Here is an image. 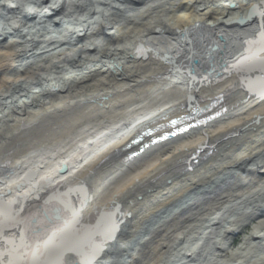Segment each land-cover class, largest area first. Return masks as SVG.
Instances as JSON below:
<instances>
[{
	"label": "bare ground",
	"instance_id": "6f19581e",
	"mask_svg": "<svg viewBox=\"0 0 264 264\" xmlns=\"http://www.w3.org/2000/svg\"><path fill=\"white\" fill-rule=\"evenodd\" d=\"M0 264H264V0H0Z\"/></svg>",
	"mask_w": 264,
	"mask_h": 264
},
{
	"label": "rangeland",
	"instance_id": "374dc122",
	"mask_svg": "<svg viewBox=\"0 0 264 264\" xmlns=\"http://www.w3.org/2000/svg\"><path fill=\"white\" fill-rule=\"evenodd\" d=\"M245 232H246V231L243 230L242 234H246ZM243 236H244V235H242V237H239V235H238V237L236 238V240H235V242H234V247L239 246L240 242L242 241Z\"/></svg>",
	"mask_w": 264,
	"mask_h": 264
}]
</instances>
